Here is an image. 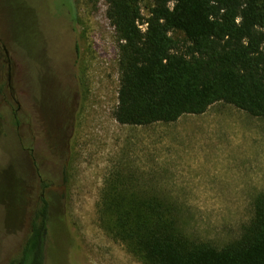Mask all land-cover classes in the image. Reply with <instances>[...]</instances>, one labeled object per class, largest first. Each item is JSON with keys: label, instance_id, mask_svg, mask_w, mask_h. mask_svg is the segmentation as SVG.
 I'll return each mask as SVG.
<instances>
[{"label": "rangeland", "instance_id": "1", "mask_svg": "<svg viewBox=\"0 0 264 264\" xmlns=\"http://www.w3.org/2000/svg\"><path fill=\"white\" fill-rule=\"evenodd\" d=\"M66 1L71 14L60 9L70 20L84 96L68 162L65 155L66 181L59 178L54 191L46 190L51 205L47 263L145 264L101 224L98 204L113 170L136 178L135 192L176 199L184 226L197 238L218 245L239 238L254 215L256 196L264 191V118L217 102L203 114H186L172 123L117 122L119 41L106 15L107 0ZM152 3L142 1L144 16ZM40 7V0H0V264L20 252L42 194L39 182L19 165L16 137L6 128L17 107L13 95L21 104L19 113H30L46 64L56 76L62 69L61 35H49L47 50L35 28L43 17ZM55 87L42 108L49 139L55 131L57 136L55 116L62 107L53 101L60 95Z\"/></svg>", "mask_w": 264, "mask_h": 264}, {"label": "trees", "instance_id": "2", "mask_svg": "<svg viewBox=\"0 0 264 264\" xmlns=\"http://www.w3.org/2000/svg\"><path fill=\"white\" fill-rule=\"evenodd\" d=\"M142 1L107 0L119 41V123H172L217 102L264 118V0H151L148 16ZM135 179L111 171L98 212L145 264H264V191L240 237L218 245L187 230L176 199L135 192ZM50 222L45 201L8 264H49Z\"/></svg>", "mask_w": 264, "mask_h": 264}, {"label": "flooded vegetation", "instance_id": "3", "mask_svg": "<svg viewBox=\"0 0 264 264\" xmlns=\"http://www.w3.org/2000/svg\"><path fill=\"white\" fill-rule=\"evenodd\" d=\"M40 4L43 17H40L39 25L35 28L47 50L50 42L49 35L53 32L61 35L62 69L59 68V76H56L55 70L53 71L46 64L47 72L40 75L42 82L41 91L37 100L33 103V110L30 113H24L23 115L19 113L21 104L13 95L14 100L17 102V107L11 109L9 123L6 125V128L16 137L19 165L24 166L25 171L26 168L29 170L30 176L39 182V186L42 189L39 202L32 215L45 201L50 210L51 205L45 197L46 190L50 191L51 189L54 191L58 187L59 178L64 182L66 181L67 165H64L65 155L68 162L76 129L79 104L84 96V81L80 73L76 74V55L74 47H71L70 44L71 33H73L70 20L61 14L60 8H68V14H71L72 11L69 9L66 0H40ZM40 57L46 62L45 55L42 54ZM10 77L11 72L9 71ZM49 78H52L53 84L48 83ZM10 82L11 78L8 79V84L12 88ZM54 83L60 95L53 101L59 102L62 107L61 111L55 116L57 136L55 131L53 139H49L46 132L47 121L42 116V108L52 93L51 90L53 89L52 86L55 85ZM41 92L44 93V96L41 95ZM37 125L41 126V131Z\"/></svg>", "mask_w": 264, "mask_h": 264}, {"label": "water", "instance_id": "4", "mask_svg": "<svg viewBox=\"0 0 264 264\" xmlns=\"http://www.w3.org/2000/svg\"><path fill=\"white\" fill-rule=\"evenodd\" d=\"M0 43H1V40H0ZM3 46V49L5 51V57L7 59V61L11 64V57H10V52H9V49L7 48V46L5 44L2 45ZM10 70H11V66H10ZM11 72V71H10ZM12 75V73H11ZM11 78V77H10ZM9 78V79H10Z\"/></svg>", "mask_w": 264, "mask_h": 264}, {"label": "built area", "instance_id": "5", "mask_svg": "<svg viewBox=\"0 0 264 264\" xmlns=\"http://www.w3.org/2000/svg\"><path fill=\"white\" fill-rule=\"evenodd\" d=\"M115 118V117H114ZM115 120L118 122V120L115 118Z\"/></svg>", "mask_w": 264, "mask_h": 264}]
</instances>
